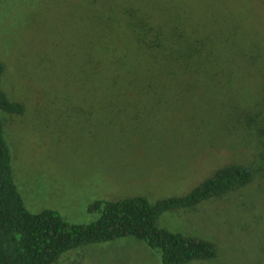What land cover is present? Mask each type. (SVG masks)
Listing matches in <instances>:
<instances>
[{"label": "rangeland", "instance_id": "obj_1", "mask_svg": "<svg viewBox=\"0 0 264 264\" xmlns=\"http://www.w3.org/2000/svg\"><path fill=\"white\" fill-rule=\"evenodd\" d=\"M124 9L142 22L176 25L187 39H227L235 65L202 70L207 75L192 85L165 83V97L136 96L140 104L127 107L145 110L140 132L104 126L118 122L105 108L123 106L99 104L88 58L101 60L102 73L94 27L123 19L117 12ZM238 54L250 56V64L237 65ZM0 61L3 91L25 107L20 115L0 110V119L30 212L50 208L69 222L89 223L99 216L88 210L98 199L142 195L154 202L188 193L223 165L258 167L249 129L228 120L227 110L264 97V0H0ZM263 175L159 216L158 226L214 244L215 257L184 264H264ZM51 264L162 262L159 249L124 236L77 246Z\"/></svg>", "mask_w": 264, "mask_h": 264}, {"label": "trees", "instance_id": "obj_2", "mask_svg": "<svg viewBox=\"0 0 264 264\" xmlns=\"http://www.w3.org/2000/svg\"><path fill=\"white\" fill-rule=\"evenodd\" d=\"M117 16L123 19H111L94 27V41L99 39L102 45V73L98 69L101 60L88 56L94 70L91 75L99 85L92 90L93 95L104 101L99 104L123 106L105 108L107 116L118 122L106 120L104 126L140 132L138 124L142 115L134 112L139 108L127 107L140 104L134 101L143 98L136 96L165 97L168 92L165 83L185 81L192 85L197 76L207 75L202 70L228 71L235 65V56L228 54L227 39L216 40L206 35L187 39L178 26L142 22L133 10L124 9L123 13L117 12ZM220 45L227 49L217 50ZM249 59L248 55L238 54L237 65L250 64ZM3 70L0 61V110L23 114L24 104L8 99L1 87ZM211 73L212 77L217 74ZM225 81H229L228 78ZM228 107V120H242L249 129L247 132L257 150V168L235 163L223 165L188 193L154 202L142 195L118 200L98 199L88 210L99 212V216L89 223L69 222L54 209L30 212L25 207L13 179L11 152L0 119V264H51L77 246L124 236H133L150 248L159 249L162 264H184L215 257L216 248L211 241L170 231L158 226L157 221L166 210L193 208L206 199L249 184L257 173L264 174V97L254 99L246 108L233 104Z\"/></svg>", "mask_w": 264, "mask_h": 264}, {"label": "crops", "instance_id": "obj_3", "mask_svg": "<svg viewBox=\"0 0 264 264\" xmlns=\"http://www.w3.org/2000/svg\"><path fill=\"white\" fill-rule=\"evenodd\" d=\"M123 111H126V110L124 109ZM134 112H136V113H139V112L142 113V110L141 109H135Z\"/></svg>", "mask_w": 264, "mask_h": 264}]
</instances>
